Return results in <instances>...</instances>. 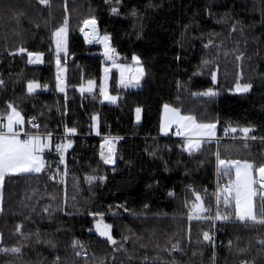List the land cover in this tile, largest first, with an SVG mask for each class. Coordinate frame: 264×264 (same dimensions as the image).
<instances>
[{
	"label": "trees",
	"instance_id": "16d2710c",
	"mask_svg": "<svg viewBox=\"0 0 264 264\" xmlns=\"http://www.w3.org/2000/svg\"><path fill=\"white\" fill-rule=\"evenodd\" d=\"M65 16L67 48L59 61L66 89L60 92L53 33ZM88 18L110 37L120 61L135 55L143 66L135 89L119 86L112 70L115 103L101 100L102 49L81 34ZM21 47L27 51L19 53ZM27 52L41 53L42 61L29 63ZM87 80L95 90L81 94ZM30 81L40 85L32 93ZM235 82L251 87L237 92ZM209 88L218 94L199 95ZM9 104L24 126L34 115L41 133L75 132L63 162L51 148L43 152L41 172L5 175L0 249L21 252L0 251V264H264V224L238 220L234 205L225 204L219 190L233 172L218 170L217 159L264 164V0H0V114L10 113ZM164 104L216 122L224 137L205 139L189 153L179 138L160 136ZM244 127L252 129L248 138L239 131ZM104 134L118 136L114 167L100 156ZM194 192L210 211L190 220ZM262 208L259 189L258 218ZM216 211L230 218L215 225ZM97 219L111 226L116 244L97 232ZM214 229L215 247L203 237Z\"/></svg>",
	"mask_w": 264,
	"mask_h": 264
},
{
	"label": "snow or ice",
	"instance_id": "6c2138e0",
	"mask_svg": "<svg viewBox=\"0 0 264 264\" xmlns=\"http://www.w3.org/2000/svg\"><path fill=\"white\" fill-rule=\"evenodd\" d=\"M39 3L48 5L50 0H39ZM113 13L117 12L116 8L112 9ZM85 27L91 26L93 32H95V25L96 20L95 18L86 19L83 21ZM67 25H68V18L65 16L64 23L56 29L53 33L55 37L56 43V50L59 53L63 46L66 44V36H67ZM84 28H81V31L84 32ZM86 37L88 33H85ZM104 42L109 40L108 36H104L102 38ZM66 50V49H64ZM27 50L21 47L18 52L25 53ZM115 53V49L105 45V57L107 59H112V54ZM28 55V62L29 63H39L41 61V53H33L27 52ZM132 60L137 67H135L134 72L135 74L131 76L130 79H127V83H135L138 84L141 77L144 75V70L140 65V60L137 56H133ZM59 59H57V65L59 66ZM115 67L120 69L121 73V83L126 82L125 72H133L132 65H114ZM107 71V69H105ZM213 82L216 80V74H212ZM57 87L59 91H64V88L61 86L60 77L57 76ZM89 88L88 90L91 91V85L93 84L92 81L88 82ZM40 85L38 83L29 82L27 86V90L29 93H32L36 88H39ZM44 87H47L45 85ZM250 85L244 84L241 85L237 82L235 87V91L237 92H248L250 89ZM81 91H84L81 88ZM102 92L105 90L102 88ZM218 93L213 91L212 89H208L207 91L200 93L199 95L203 96H216ZM105 99L115 102L116 98L112 96H108L105 94ZM8 108L11 109V112L7 116V123H0V184H2L4 177L6 174H19V173H27V172H41L44 167V161L40 155V153L44 150L47 146L44 144L39 136H28L25 133V138L21 139L19 132L15 130V126L22 125L24 123V118L17 109L9 104ZM165 115L164 121L165 123L162 125V131L165 130V127L169 124H176L178 129H183V131L178 130L177 135H186L189 137L187 143L185 144V150L189 153L199 150L202 139H192L191 137H207L212 138L215 136V123H199L197 122V118L193 115H182L181 110L178 108L170 107L169 105H164ZM140 109H137V113H139ZM93 119H96L93 117ZM36 125H34L35 127ZM232 132L237 131L236 128L230 129ZM68 132H75V129H67ZM226 133L229 129H225ZM240 132L243 133L244 138L249 137V133L252 131L250 127H244L239 129ZM51 137V133L48 134ZM255 139V137H252ZM108 141H106L107 143ZM71 145H57L56 150L60 151L62 148L70 147ZM112 149H109L111 152ZM103 157V153H102ZM218 159V170L223 168L226 165H231L235 168V180L230 181L229 185L224 189L225 192L228 193V196L225 197V204L229 203V197H232L235 201V217L240 221H251L252 223H259L264 224V208H262L258 214L255 209V205L253 202V197L257 195L256 190L254 189V185L257 183L256 176L254 172L258 174L259 182L261 185V190L264 191V164H261L259 167H255L253 163L248 161L240 162V161H225L220 160L219 156ZM105 163H110V157H104ZM61 162H63V156H61ZM89 181L95 179V177H88ZM103 179V178H101ZM193 195L195 196V200L198 203H193L192 211L189 214V219H200L201 216L199 215L202 212L210 211V209H206L203 206V200L199 193L194 192ZM219 200V197H217ZM93 215H100L103 214L96 213ZM207 219H213V217H206ZM230 218L229 215H221L219 211H217L216 216L214 217L215 220H228ZM111 226L110 225H102V222H97L96 230L99 232L101 236L107 237V240L111 244H116V241L113 239L110 233ZM17 232H20L21 226H17ZM205 241H210L211 236L208 232L203 234ZM127 239V237H125ZM74 246L78 245L77 241H74ZM264 243V241H261ZM231 244V242H230ZM177 245H173V248H177ZM0 251L5 252H12V253H20L21 248L13 247L10 249H0ZM241 252L244 249H240ZM243 264V262H242Z\"/></svg>",
	"mask_w": 264,
	"mask_h": 264
},
{
	"label": "rangeland",
	"instance_id": "374dc122",
	"mask_svg": "<svg viewBox=\"0 0 264 264\" xmlns=\"http://www.w3.org/2000/svg\"><path fill=\"white\" fill-rule=\"evenodd\" d=\"M54 46H55V51H56V60H55V62H56V65H57V59H59V57H60V55L62 54V53H65L66 52V50H64V49H66L67 48V38H66V44L63 46V48H62V50L59 52V53H57V50H56V43H55V37H54ZM232 49V51H233V48H231ZM34 53V52H33ZM112 56H113V58L112 59H107V60H110V62H104L103 63V66H102V70H101V79H100V88L102 89H104L105 90V92H102V97H101V99H102V101H104V102H106V103H115V102H117V100H118V94H115V93H112L111 91H110V79H111V73H112V70H116V72H117V76H118V83H119V86H121V87H123V88H140L141 87V85H142V79H143V76L141 77V79H140V81H139V83L138 84H135V83H127V79H130L131 78V76L132 75H134L135 74V72H134V69H135V67H137V65H135L134 64V62H133V60L131 61V62H122V61H120L119 59H118V57H117V55L115 54V53H113L112 54ZM114 65H132L133 66V72H128V71H126L125 72V77H126V82L125 83H121V73H120V69L119 68H117V67H115ZM139 66H142V63L140 62V65ZM143 67V66H142ZM105 69H107V71H105ZM60 73V74H64V71L62 70V69H57V73ZM213 73H215L216 74V77H217V75H218V71H217V69L216 70H214V72ZM89 81H92L93 82V84L91 85V91H94L95 90V85H96V83H95V81L94 80H87L86 82H85V84L84 85H82L81 86V88H83L84 89V91H86V92H89V90H88V88H89V84H88V82ZM31 82H34V81H31ZM61 82V86H63V85H65V82H64V80H62V81H60ZM34 83H37V82H34ZM241 85H244V84H248V83H242V82H239ZM236 85H237V82H235L234 83V85H233V90H235V87H236ZM249 85V84H248ZM37 89V88H36ZM35 89V90H36ZM209 89H212L213 91H215L216 93H218V90H216L215 88H209ZM105 94H107L108 96H112V97H115L116 98V100H115V102H112V101H110V100H107V99H105ZM203 96V95H202ZM204 97H214V96H204ZM164 105H166V104H164ZM167 105H169V104H167ZM170 107H173L172 105H169ZM173 108H176V107H173ZM137 109H140V111H139V113H137ZM18 111V110H17ZM11 112V111H10ZM181 114L182 115H190V114H184V113H182L181 112ZM22 115V114H21ZM164 115H165V110H164V106H163V108H162V113H161V121H160V135L161 136H167L168 134H171V131H172V129L175 127V126H177L176 124H169V125H167L166 127H165V130L164 131H162L161 129H162V125L165 123V121H164ZM8 116V115H7ZM7 116H6V118H7ZM23 116V115H22ZM141 116H142V109L140 108V107H138V108H136V111H135V120L136 121H139L140 119H141ZM24 118V117H23ZM197 122H199V121H197ZM0 123H4V124H6L7 123V119H5L4 121H0ZM199 123H205V122H199ZM206 123H215L216 124V129H215V136L214 137H212V138H215L216 140H219V136H217V134H218V124L216 123V122H206ZM24 124V123H23ZM23 124L22 125H19V126H15V130L17 129V127H23ZM177 128H178V126H177ZM180 131H183V129H179ZM228 133V132H227ZM226 132H225V135L227 134ZM178 136H182V135H178ZM228 136V135H227ZM182 137H186V139H185V144L187 143V141H188V139H189V137L188 136H186V135H184V136H182ZM20 138L21 139H23L21 136H20ZM41 138V140H42V142L44 143V144H46L47 146L44 148V150L43 151H48V150H50L51 148H52V141H51V139L48 137V136H45V137H40ZM192 139H202V141H204L205 139H209V138H207V137H203V138H199V137H191ZM222 138V137H221ZM211 139V138H210ZM54 140V139H53ZM118 142V141H117ZM66 143H68V141H66ZM71 142L69 141V144H70ZM65 144V143H64ZM185 144H184V147H185ZM68 148V147H67ZM66 148V149H67ZM113 150L115 149V147H113L112 148ZM42 151V152H43ZM42 152L40 153V155H41V157H42V159H43V161H44V158H43V154H42ZM65 155V152H63V153H61V156H64ZM110 159H113V153H111V155H110ZM220 160H225V161H240V162H244V161H248V160H239V159H220ZM248 162H250V163H252L251 161H248ZM223 168H226V169H230V170H232V172H233V177H232V179H230V181H234L235 180V168L233 167V166H231V165H226V166H224ZM7 175V174H6ZM254 175H255V172H254ZM256 176V179H258V174L257 175H255ZM229 181V182H230ZM229 182L226 184V185H224V186H222V188L220 187V190H219V193L220 192H222L223 193V195H224V200H225V197L226 196H228V193L227 192H225L224 191V189L229 185ZM254 189L256 190V192L258 193L259 192V189H258V187H257V185L255 184L254 185ZM262 193H263V195H264V191H262ZM2 194H3V182H2V184H0V209H1V206H2ZM253 202H254V205H255V196L253 197ZM229 205H234V207H235V201H234V199L232 198V197H229ZM204 206V205H203ZM204 208H206L205 206H204ZM0 240H1V235H0ZM176 249V248H175ZM174 248H172V250H175ZM86 252L85 251H82V252H78L77 254L78 255H80V254H85ZM12 264H14V263H12ZM212 264H217L216 263V259H214L213 260V262H212Z\"/></svg>",
	"mask_w": 264,
	"mask_h": 264
},
{
	"label": "built area",
	"instance_id": "2783aa9c",
	"mask_svg": "<svg viewBox=\"0 0 264 264\" xmlns=\"http://www.w3.org/2000/svg\"><path fill=\"white\" fill-rule=\"evenodd\" d=\"M46 91H47V89H46ZM5 118H6V116L4 114H0V121H4ZM34 125H36V126L34 127ZM39 128H40V122L38 121V119L34 115H30L27 118V120H26V127L25 126L17 127L16 131H18L19 135L24 139L25 138V133H27V135L30 136L33 131H38L39 132ZM178 130L179 129L177 128V126H175L172 129L171 134H168L167 136L168 137L179 138V140H180L179 146L182 148L183 145H184V139H183L182 136H178L176 134ZM69 135L70 134H68L66 131H62V132H59V133L51 134V136L54 139V143H53V146H52V150H53L54 153L61 154V153L64 152V148H62L60 151H57L56 150V146L57 145H64V143H65V141H66V139L68 138ZM101 136H102V142H101V145H100V156L102 157V153H103V157H102L103 161L105 162L104 157H110L111 153H113V159H111V161L112 160H116V157H117L116 148H117L118 136L111 135V134H104V135H101ZM222 137H224V136H222ZM106 141H108V142L106 143ZM113 147H115L114 150L112 149ZM110 148L112 149L111 152H109ZM106 164H109V163H106ZM187 187L189 189L193 188L192 185H189ZM191 211H192V208H189L188 209V213L190 214ZM216 213H217V211L215 212L214 217L216 216ZM214 221H215V225H216L221 220H215L214 219ZM209 235L213 239L214 247H215L216 244H217V242L215 240V238H216L215 229ZM107 264H129V263L116 261V262H109ZM151 264H153V263H151ZM161 264H164V263H161Z\"/></svg>",
	"mask_w": 264,
	"mask_h": 264
},
{
	"label": "crops",
	"instance_id": "0c3cea01",
	"mask_svg": "<svg viewBox=\"0 0 264 264\" xmlns=\"http://www.w3.org/2000/svg\"><path fill=\"white\" fill-rule=\"evenodd\" d=\"M88 19H91V18H88ZM96 20V19H95ZM82 28H84L85 30H84V32H82L81 31V34H82V36L84 37V39H85V42L87 43V44H89V43H95V44H98V45H100V47H101V49H102V54H103V59H102V66H103V63L104 62H110V60H107V58L105 57V45H106V43H107V45L109 46V47H111V48H113L112 46H111V41H110V37H109V40L107 41V42H104L103 40H102V38L104 37V36H107V35H101L100 33H99V31H98V26H97V21H96V25H95V32H93V29H92V27L91 26H87V27H85L84 26V24H83V26H82ZM97 30V31H96ZM85 33H88V35H87V37H86V35H85ZM116 54V53H115ZM41 61H42V56H41ZM40 61V62H41ZM39 62V63H40ZM60 62V61H59ZM56 63V62H55ZM32 64H35V63H32ZM57 69H62L63 71H64V74L62 75V74H60L59 72L57 73ZM56 75L58 76L59 75V77H60V81H62V80H64V82H65V77H64V75H65V66L63 65V64H61V63H59V66L58 65H56ZM56 76V77H57ZM31 82V81H30ZM35 82V81H34ZM56 82L58 83V81H57V78H56ZM85 84V82L82 84V85H84ZM81 85V86H82ZM81 86L79 87V90H80V93L81 94H86V93H90V92H93V91H89V92H86V91H81ZM63 88H64V91H65V89H66V84L65 85H63L62 86ZM95 87H96V85H95ZM39 88H37L36 90H38ZM56 89H57V91H59V89H58V87H57V85H56ZM36 90H34V91H36ZM64 91H60V92H64ZM99 93H100V96L102 97V91H101V88L99 89ZM102 100V99H101ZM104 102V101H103ZM95 118L96 119H93V122H94V127H95V130H96V132H98V134H99V128H98V122H99V119H98V116H95ZM23 126H24V124H23ZM22 127V126H21ZM26 127V126H25ZM68 134H72L71 132H67ZM48 134L49 133H41V132H38V131H33L32 132V134L30 135V136H39V137H45V136H48ZM161 136V135H160ZM49 137V136H48ZM50 139H51V141H52V145H53V143H54V140H53V137L51 136V137H49ZM183 139H184V144H185V139H186V137H183ZM66 141H68V143H66ZM66 141H65V144L64 145H68L69 144V140H68V138L66 139ZM71 145V144H70ZM69 148V147H68ZM67 148V149H68ZM67 149H65L64 148V152L66 153V151H67ZM44 152V151H43ZM43 152H42V154H43ZM115 164H116V160H112L108 165L109 166H111V167H114L115 166ZM255 175H257L256 173H255ZM257 184L259 185V189H260V192H261V195H263V193H262V190H261V185H260V182H259V177H258V179H257Z\"/></svg>",
	"mask_w": 264,
	"mask_h": 264
},
{
	"label": "water",
	"instance_id": "95a60500",
	"mask_svg": "<svg viewBox=\"0 0 264 264\" xmlns=\"http://www.w3.org/2000/svg\"><path fill=\"white\" fill-rule=\"evenodd\" d=\"M98 221H100V222H102V225H105L106 223H104L101 219H97L96 221H95V223H94V225H95V227H97V222ZM107 225V224H106Z\"/></svg>",
	"mask_w": 264,
	"mask_h": 264
}]
</instances>
